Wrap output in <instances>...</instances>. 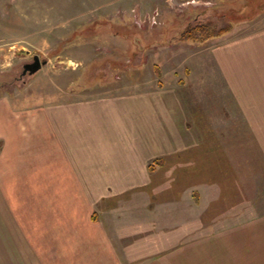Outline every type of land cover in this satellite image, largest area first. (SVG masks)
Returning <instances> with one entry per match:
<instances>
[{
	"label": "crops",
	"instance_id": "obj_1",
	"mask_svg": "<svg viewBox=\"0 0 264 264\" xmlns=\"http://www.w3.org/2000/svg\"><path fill=\"white\" fill-rule=\"evenodd\" d=\"M261 22L213 51L225 100L206 122L163 82L92 98L54 91L46 105L0 97V264H264V212L244 215L264 178ZM205 188L202 217L223 227L187 236Z\"/></svg>",
	"mask_w": 264,
	"mask_h": 264
},
{
	"label": "rangeland",
	"instance_id": "obj_2",
	"mask_svg": "<svg viewBox=\"0 0 264 264\" xmlns=\"http://www.w3.org/2000/svg\"><path fill=\"white\" fill-rule=\"evenodd\" d=\"M263 18L264 0H0V97L8 103L46 105L54 91L71 89L77 98H92L163 82L180 92L190 114L199 107L205 121L213 108L223 110L225 100L217 90L222 84L210 76L217 71L213 51L261 25ZM196 26L223 33L201 42L180 39L187 27ZM35 56L46 64L34 75H22V66ZM188 127L195 136L208 138L206 127L202 133L192 121ZM207 140L198 145L205 155L201 164L207 163ZM256 180L257 191L248 203L252 207L244 215L264 212V178ZM206 188L199 215L191 208L189 190L184 192L188 215L199 216L198 225L185 223L187 236L223 227L206 224L209 213L202 217L210 202ZM214 210L223 213L225 208Z\"/></svg>",
	"mask_w": 264,
	"mask_h": 264
},
{
	"label": "trees",
	"instance_id": "obj_3",
	"mask_svg": "<svg viewBox=\"0 0 264 264\" xmlns=\"http://www.w3.org/2000/svg\"><path fill=\"white\" fill-rule=\"evenodd\" d=\"M223 32L213 33L209 27H187L181 34L180 39L183 41H204L221 35ZM196 196V193H195ZM196 198V197H195ZM197 199V198H196Z\"/></svg>",
	"mask_w": 264,
	"mask_h": 264
},
{
	"label": "water",
	"instance_id": "obj_4",
	"mask_svg": "<svg viewBox=\"0 0 264 264\" xmlns=\"http://www.w3.org/2000/svg\"><path fill=\"white\" fill-rule=\"evenodd\" d=\"M45 64L46 61H41L37 56H35L31 63H28L23 66V74L28 72L29 75H33L37 73L41 69V67Z\"/></svg>",
	"mask_w": 264,
	"mask_h": 264
},
{
	"label": "flooded vegetation",
	"instance_id": "obj_5",
	"mask_svg": "<svg viewBox=\"0 0 264 264\" xmlns=\"http://www.w3.org/2000/svg\"><path fill=\"white\" fill-rule=\"evenodd\" d=\"M33 59H34V57H33ZM33 59H32V60H33ZM26 64H28V63H26ZM26 64H24V65H26ZM24 65H23V66H24ZM23 66H22V72H21V73H22V75H29V73H28V72H26L25 74H23ZM33 75H34V74H33Z\"/></svg>",
	"mask_w": 264,
	"mask_h": 264
}]
</instances>
